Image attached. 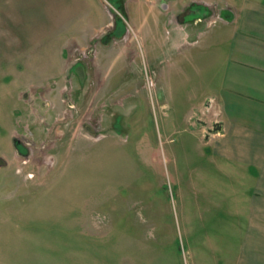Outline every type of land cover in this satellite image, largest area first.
Instances as JSON below:
<instances>
[{"label": "rangeland", "instance_id": "1", "mask_svg": "<svg viewBox=\"0 0 264 264\" xmlns=\"http://www.w3.org/2000/svg\"><path fill=\"white\" fill-rule=\"evenodd\" d=\"M141 3L0 0V264H259L264 206L216 154L211 30L177 49Z\"/></svg>", "mask_w": 264, "mask_h": 264}, {"label": "crops", "instance_id": "2", "mask_svg": "<svg viewBox=\"0 0 264 264\" xmlns=\"http://www.w3.org/2000/svg\"><path fill=\"white\" fill-rule=\"evenodd\" d=\"M141 2L132 0L123 6V0H116V9L121 15L133 9L139 18ZM153 16L157 21L165 18L173 24L177 49L211 30L204 48H215L222 65L216 99H212L222 125V131L216 132V154L227 152L238 164L244 163L237 169L244 168L249 173L248 201L264 206V0H156ZM114 27L115 31L102 39L117 40ZM261 218L264 220V209ZM257 247L249 250H254L253 257L261 264L264 245L259 250Z\"/></svg>", "mask_w": 264, "mask_h": 264}, {"label": "flooded vegetation", "instance_id": "3", "mask_svg": "<svg viewBox=\"0 0 264 264\" xmlns=\"http://www.w3.org/2000/svg\"><path fill=\"white\" fill-rule=\"evenodd\" d=\"M65 97L68 98V95L65 94ZM71 105V104H70ZM32 146V142L25 137L24 139H13V147L15 150H17L18 153L23 154V151H25V156L28 157L30 148Z\"/></svg>", "mask_w": 264, "mask_h": 264}, {"label": "water", "instance_id": "4", "mask_svg": "<svg viewBox=\"0 0 264 264\" xmlns=\"http://www.w3.org/2000/svg\"><path fill=\"white\" fill-rule=\"evenodd\" d=\"M214 131H215V132H220V131H222V125H221V123H216V124L214 125Z\"/></svg>", "mask_w": 264, "mask_h": 264}]
</instances>
